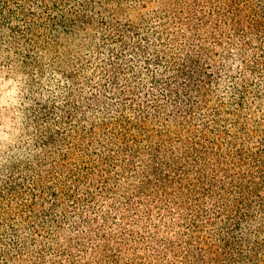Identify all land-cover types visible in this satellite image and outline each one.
I'll return each mask as SVG.
<instances>
[{"label": "trees", "instance_id": "trees-1", "mask_svg": "<svg viewBox=\"0 0 264 264\" xmlns=\"http://www.w3.org/2000/svg\"><path fill=\"white\" fill-rule=\"evenodd\" d=\"M45 1L0 0L37 86H61L29 97L0 202L24 199L34 233L73 213L112 264L109 247H155L154 207L180 192L185 264H264V0ZM98 195L116 227L78 211Z\"/></svg>", "mask_w": 264, "mask_h": 264}, {"label": "rangeland", "instance_id": "rangeland-1", "mask_svg": "<svg viewBox=\"0 0 264 264\" xmlns=\"http://www.w3.org/2000/svg\"><path fill=\"white\" fill-rule=\"evenodd\" d=\"M23 1L13 0L12 4L16 7ZM28 4L35 6L33 8L36 18L39 19V11L40 17L45 16L36 1ZM44 4L49 6V1L46 0ZM45 8L48 9L47 6ZM42 32L43 30L36 31L39 35ZM9 35L8 31L0 29V169L8 165L2 160L3 156L21 139L23 112L31 106L29 97L35 99L38 98L36 96H44L58 87L61 89L57 85L58 79L49 81V74L42 78V85L37 86L40 73L33 68H27L23 61V54L29 47L27 41L15 46L13 42H8ZM76 45L72 44L70 50L79 54L84 52L83 49H77ZM48 50L38 49V58L45 66L53 60V52ZM34 88L36 93L32 95L31 90ZM5 172L1 171V177H4ZM23 200L13 196L11 201L15 208L12 211L8 207L11 201L4 204L0 202V264H97L94 260L98 258L97 253L104 243L96 234L88 236L80 231L77 217L73 213L56 225L48 224L40 232L34 233L32 226L26 223L27 214L22 217V208L18 209ZM81 205L78 211H83L88 217L95 219L97 226H101V217L107 216L111 218V227H116H113L115 220H112L116 219L115 211L108 199L98 195ZM71 211L75 212L74 209ZM154 214L155 218L150 226L157 234L158 243L156 240L152 244L155 247L151 250H145L142 245H130L128 248L127 244L120 250L109 247L105 254L113 255L112 264H153L151 255L159 257L155 264H185L186 195L180 192L170 194L158 207H154ZM1 217L5 218L1 220ZM21 219L25 223L22 224ZM13 228H17V231ZM106 262L109 259L105 256L99 264Z\"/></svg>", "mask_w": 264, "mask_h": 264}]
</instances>
